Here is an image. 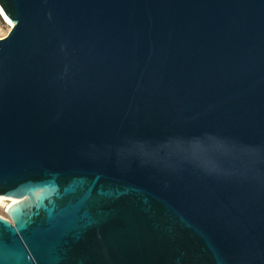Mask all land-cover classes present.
<instances>
[{"label": "water", "instance_id": "95a60500", "mask_svg": "<svg viewBox=\"0 0 264 264\" xmlns=\"http://www.w3.org/2000/svg\"><path fill=\"white\" fill-rule=\"evenodd\" d=\"M0 7V264H264V0Z\"/></svg>", "mask_w": 264, "mask_h": 264}, {"label": "rangeland", "instance_id": "374dc122", "mask_svg": "<svg viewBox=\"0 0 264 264\" xmlns=\"http://www.w3.org/2000/svg\"><path fill=\"white\" fill-rule=\"evenodd\" d=\"M12 26L9 23V21H7V19L0 13V34L1 35H6L8 34V32L11 30ZM6 204H0V214L2 215H6V208H7V202H9V200H5Z\"/></svg>", "mask_w": 264, "mask_h": 264}, {"label": "bare ground", "instance_id": "6f19581e", "mask_svg": "<svg viewBox=\"0 0 264 264\" xmlns=\"http://www.w3.org/2000/svg\"><path fill=\"white\" fill-rule=\"evenodd\" d=\"M0 13L4 16L2 9L0 7ZM5 17V16H4ZM6 18V17H5ZM7 19V18H6ZM8 21V20H7ZM11 25H13V23L9 22ZM5 200H9V202H7V206L10 205L12 202H15L16 199L14 198H10V197H6V196H0V204H6Z\"/></svg>", "mask_w": 264, "mask_h": 264}, {"label": "built area", "instance_id": "2783aa9c", "mask_svg": "<svg viewBox=\"0 0 264 264\" xmlns=\"http://www.w3.org/2000/svg\"><path fill=\"white\" fill-rule=\"evenodd\" d=\"M11 26H13V25H11ZM4 36H6V35H1V34H0V38H2V37H4Z\"/></svg>", "mask_w": 264, "mask_h": 264}]
</instances>
